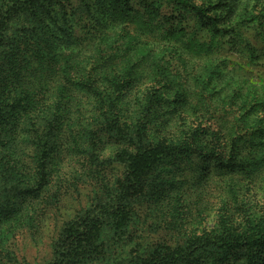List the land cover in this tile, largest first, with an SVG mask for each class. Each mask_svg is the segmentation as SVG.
<instances>
[{"label":"rangeland","instance_id":"rangeland-1","mask_svg":"<svg viewBox=\"0 0 264 264\" xmlns=\"http://www.w3.org/2000/svg\"><path fill=\"white\" fill-rule=\"evenodd\" d=\"M194 1L206 6L210 1L223 3L217 10L219 27L226 33L230 25L241 21L254 54L248 52L247 56L238 44L229 46L228 40L218 51L220 40L208 28L193 34L194 21L189 16L179 22L167 3L156 4V9L133 0L120 7L107 6L110 27L105 31L117 27L127 33L123 38L117 35V51L110 50L102 39H91L80 47L86 60L68 57L62 61H67L65 64L34 70L38 72L31 77L35 86L50 78L48 87L52 89L43 108L61 106L60 112L71 126L66 125L62 133L61 165L59 169L53 166L58 170L44 193L33 201V210H27L29 216L0 223V264H47L60 227L87 208L112 201L111 196L119 202L121 212L128 213L126 218L119 217L116 232L107 227V246L124 244L115 251L120 256L129 252L143 255L165 246L178 248L198 236L241 233L264 223V29L254 27L258 13L264 12V0H242L236 11L225 5V0ZM100 9L98 5L94 11ZM38 18L30 16L20 22L17 43L27 45L32 34L26 29L33 30ZM10 26L13 33L17 25ZM174 26L180 30L173 32ZM30 41L40 44L41 40L33 36ZM103 47L107 54L95 58ZM218 56L226 58L229 72L216 78L217 73L207 67ZM44 60L49 62L50 57L46 55ZM53 66L73 71L75 80L93 77V71L104 76L112 68L120 82L117 87L136 83L127 96L128 104L118 106L129 120L145 115L148 142L173 158L158 170L159 179L119 196L117 188L126 175L124 164L116 160L122 144L108 139L93 155H74L66 149L72 138L79 137L73 121L81 115L82 119L90 116L94 99L88 90H76L69 101L62 100L60 82L66 80V73H56ZM0 74L5 77L6 71L0 69ZM66 103L68 109L63 107ZM249 111H253L250 116ZM245 114L249 116L247 125L241 119ZM252 128L253 135L246 132ZM232 151L237 159L231 157ZM221 156L224 161H234L232 172L223 171V163L218 162ZM22 212L24 215L25 210ZM260 249L248 264H264V246ZM246 263L247 259L236 262Z\"/></svg>","mask_w":264,"mask_h":264},{"label":"trees","instance_id":"trees-1","mask_svg":"<svg viewBox=\"0 0 264 264\" xmlns=\"http://www.w3.org/2000/svg\"><path fill=\"white\" fill-rule=\"evenodd\" d=\"M132 1L0 0V69L6 71L5 77L0 74V223L4 220L22 221L29 216L27 210H33V201L44 193L52 175L61 165L64 153L62 133L66 125L71 126L70 121L60 112L61 106L58 105L57 109L43 108L48 103L46 98L52 89L48 87L50 78L45 77L43 83L35 86L31 77L49 64L67 63L62 61L68 57L86 60L80 47L91 39H102L110 50L117 51L120 48L116 42L117 35L123 38L127 33L117 27L105 31V28L110 27L107 16L111 13L107 6L120 7ZM137 1L143 6L151 4L150 7L156 9V4L162 6L167 3L179 22L187 20L189 16L194 21L193 34L208 28L220 40L221 47L218 51L225 48L228 40L229 46L238 44L241 50L246 51L247 56L250 57L248 52L254 54L243 34L241 21L230 25L226 33L219 27L217 10L223 3L210 1L206 6L194 0ZM148 1L151 2L147 3ZM241 1L225 0L224 3L232 11H236ZM98 5L101 9L95 12ZM213 10L216 13H212ZM38 15L40 18L36 20L34 29H26V32L32 34L30 38L38 36L40 44L31 43L30 38L27 45L17 43L20 22ZM164 17L169 19L168 14ZM257 17L259 22L254 27L261 31L264 29V18H261L264 17V12L258 13ZM10 24L17 25L12 30L13 33L10 32ZM173 28V32L180 30L178 26ZM184 31L181 29V32ZM105 54L107 53L103 47L95 58L99 59ZM46 55L50 57L49 62L44 60ZM53 68L58 74L66 73V80L60 82V90L58 89L62 100L69 101L76 90H88L92 95L90 98L94 99L90 116L82 119L81 115L78 120L73 121L79 137L72 138L69 149H66L74 155H93L100 151L108 139L122 144L116 160L124 164L126 175L117 188L119 196L147 187L159 179L158 170L173 161V158L163 154L164 149H160L159 145L148 142L144 133L145 115L138 114L136 118L129 120L124 116L125 110L118 106L119 103L128 104L127 96L136 83L130 81L117 87L120 82L112 75V68L104 76L93 71V77H79V80L73 78V71ZM207 68L217 73L216 78L229 72L226 58L221 56L216 57L214 64ZM63 107L68 109V104ZM239 111L243 112L241 109ZM252 112L249 111L248 115ZM248 115L241 118L246 125ZM246 132L253 135L254 129H247ZM161 144L170 148L167 143ZM235 154L236 151H232L231 157L235 158ZM186 156L190 161L189 155ZM218 162L223 163L224 172H232L234 161L231 158L224 161L221 156L218 157ZM55 165L58 168L56 171L52 169ZM111 198L112 201L87 208L77 218L66 221L60 227L52 244V257L47 264H236L238 260L244 259H247L248 264L257 255V251L262 252L260 247L264 246V223L258 229L241 233L198 236L178 248L165 246L143 255L129 252L120 256L121 253L116 254L115 251L118 246L123 248L124 244L115 242L108 247L107 227L110 226L116 232L119 217L126 218L128 213L121 212L119 202H115L112 196ZM23 210L26 215L22 214Z\"/></svg>","mask_w":264,"mask_h":264}]
</instances>
